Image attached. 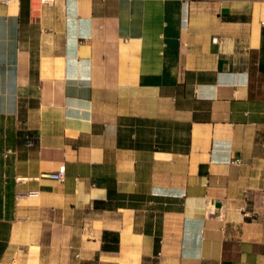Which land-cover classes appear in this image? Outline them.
Wrapping results in <instances>:
<instances>
[{"label": "crops", "instance_id": "crops-1", "mask_svg": "<svg viewBox=\"0 0 264 264\" xmlns=\"http://www.w3.org/2000/svg\"><path fill=\"white\" fill-rule=\"evenodd\" d=\"M52 1L0 4V264H264V0Z\"/></svg>", "mask_w": 264, "mask_h": 264}, {"label": "built area", "instance_id": "built-area-1", "mask_svg": "<svg viewBox=\"0 0 264 264\" xmlns=\"http://www.w3.org/2000/svg\"><path fill=\"white\" fill-rule=\"evenodd\" d=\"M13 0H0V4H3V5H8L12 2ZM46 2L48 4H51L53 3L52 0H46ZM34 139L32 136H28L27 137V144L28 145H31L33 143ZM48 177L53 179V180H56V181H59V182H62L64 180V166H60L56 171L54 172H51L50 174H48Z\"/></svg>", "mask_w": 264, "mask_h": 264}]
</instances>
